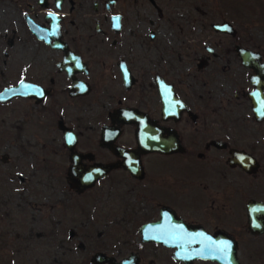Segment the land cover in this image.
Wrapping results in <instances>:
<instances>
[{
	"label": "flooded vegetation",
	"instance_id": "flooded-vegetation-1",
	"mask_svg": "<svg viewBox=\"0 0 264 264\" xmlns=\"http://www.w3.org/2000/svg\"><path fill=\"white\" fill-rule=\"evenodd\" d=\"M126 1L0 0V14L14 18L0 38V92L22 87L0 101V248L18 236L2 224L40 219L45 229L28 228L25 243H73L60 250L72 248L74 260L57 264H112L93 262L96 253L218 264L175 259L176 246L142 240L157 222L159 232L227 239L237 264L243 251L258 264L264 42L195 5L178 12L167 0ZM217 22L230 29L214 30ZM89 208L101 230L83 225ZM131 231L141 247L120 255Z\"/></svg>",
	"mask_w": 264,
	"mask_h": 264
},
{
	"label": "rangeland",
	"instance_id": "rangeland-1",
	"mask_svg": "<svg viewBox=\"0 0 264 264\" xmlns=\"http://www.w3.org/2000/svg\"><path fill=\"white\" fill-rule=\"evenodd\" d=\"M167 2L171 5L173 10L178 12L182 11L185 6L195 5L208 13L210 21H220L222 19L232 22L237 21L242 33L245 32V35L247 34L246 36H252L257 40L264 42V0H167ZM126 3L128 5L141 4V0H127ZM236 14L238 16L237 20ZM12 21H14V18L10 13L0 14V38L3 30L8 29L11 26ZM195 27L196 24H194L193 28L194 33H196ZM3 79L4 81H8L6 80L7 78L3 77ZM36 134H38V137L40 138L39 133ZM38 137L36 136V138ZM38 174L41 175L42 173L38 172ZM34 199L36 200L37 198L34 197ZM92 212L93 210L89 208L87 215H84L82 223L84 226H87V229L101 230V223L97 224L91 219V216L93 215ZM83 213H85L84 209ZM7 222L8 224L5 227L2 224L3 229L10 228L17 230L18 236L12 238L13 242L9 244L11 248H6V250L0 248V264H32V262H36V264H57L53 261L67 262L68 260H74L72 248L63 252L64 249H67V247L73 245V243L64 241L61 246L64 245L66 248H64V246L62 248L60 247L63 251L60 250V248H57V243H59V239L62 238L61 236L50 238V242L43 240L44 238L42 236L40 238H35L33 236V240H30L31 244L25 243L28 240L24 232L28 228L42 232L45 229V221L40 219H31L29 221L19 219L16 222V225L13 224L14 221ZM125 234L126 233L121 234L122 240L124 239L126 243L124 242L122 246H119L121 248L120 255L126 254L129 250L135 248L136 245L141 247L139 242H137L134 232L131 231L129 234ZM101 238L102 237H100V239ZM0 244H2V242H0ZM43 244H48V248L45 246L43 247ZM111 249L115 250L116 247L114 246V248ZM108 250H110V248H108ZM259 253L260 252H257V254ZM241 254L242 264L256 263L255 260L250 259L251 254L249 251H243ZM258 258L259 260H257V263L264 264V253H262L261 257L259 255Z\"/></svg>",
	"mask_w": 264,
	"mask_h": 264
},
{
	"label": "water",
	"instance_id": "water-1",
	"mask_svg": "<svg viewBox=\"0 0 264 264\" xmlns=\"http://www.w3.org/2000/svg\"><path fill=\"white\" fill-rule=\"evenodd\" d=\"M27 24L29 27H35L36 29H39V27H36L35 24L31 22V20L26 19ZM211 27L214 30L227 32L230 29V25L226 22H217L211 24ZM240 53L245 54L246 51L241 50ZM22 87H7L3 89L0 92V101H4L5 99L10 98L17 89V93L19 95H22ZM88 180V179H87ZM87 185H90L92 183V180H88ZM85 182V183H86ZM158 223L157 222H151L147 223L143 228L144 230L141 232L142 234V240L145 241H154V242H160L162 244L166 245H172L175 247L174 252V258L175 259H190L192 258H201V259H207L211 261H215L218 264H237V260L234 255V248L233 245H231V242L226 240H223V238H217V237H208L207 235H203L199 232H179L182 239H173L170 233L166 232H159L157 230ZM141 229V228H140ZM222 242H227L231 245V247L228 249L227 254H220V255H213L210 254L208 251V245L215 243L220 244ZM132 257L133 255L130 254L127 257H124L120 259L119 261H114L113 259L105 257V255L101 253H96L92 256L91 260L95 263H101L102 261L112 260V264H132Z\"/></svg>",
	"mask_w": 264,
	"mask_h": 264
},
{
	"label": "snow or ice",
	"instance_id": "snow-or-ice-1",
	"mask_svg": "<svg viewBox=\"0 0 264 264\" xmlns=\"http://www.w3.org/2000/svg\"><path fill=\"white\" fill-rule=\"evenodd\" d=\"M59 6V5H58ZM49 15H52L51 13H49ZM114 20H119V17H114ZM118 27V25H115ZM32 93H34L35 95L37 96H43V92L40 91L39 89H32L31 90ZM175 107V105H173V108ZM182 107V105H181ZM69 143L72 142L71 140V137L69 138ZM172 236L173 239H182V237L180 236L179 232H174V233H171L170 234ZM208 247V251L210 254H213V255H220V254H224L226 255L227 254V251L228 249L231 247V245L227 242H222L220 244H215V243H212L210 245L207 246Z\"/></svg>",
	"mask_w": 264,
	"mask_h": 264
}]
</instances>
